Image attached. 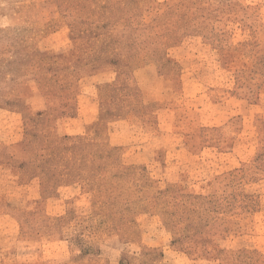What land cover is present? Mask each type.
<instances>
[{
	"label": "rangeland",
	"instance_id": "obj_1",
	"mask_svg": "<svg viewBox=\"0 0 264 264\" xmlns=\"http://www.w3.org/2000/svg\"><path fill=\"white\" fill-rule=\"evenodd\" d=\"M0 264H264V0H0Z\"/></svg>",
	"mask_w": 264,
	"mask_h": 264
}]
</instances>
